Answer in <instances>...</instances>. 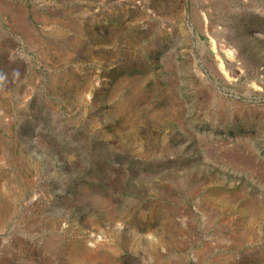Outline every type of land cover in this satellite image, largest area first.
<instances>
[{
  "label": "rangeland",
  "instance_id": "1",
  "mask_svg": "<svg viewBox=\"0 0 264 264\" xmlns=\"http://www.w3.org/2000/svg\"><path fill=\"white\" fill-rule=\"evenodd\" d=\"M0 264H264V0H0Z\"/></svg>",
  "mask_w": 264,
  "mask_h": 264
}]
</instances>
